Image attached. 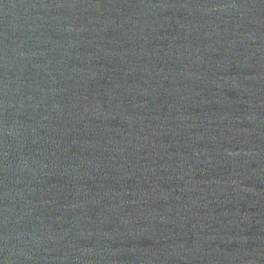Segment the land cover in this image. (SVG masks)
Wrapping results in <instances>:
<instances>
[{"label":"water","instance_id":"water-1","mask_svg":"<svg viewBox=\"0 0 264 264\" xmlns=\"http://www.w3.org/2000/svg\"><path fill=\"white\" fill-rule=\"evenodd\" d=\"M0 264H264V0H0Z\"/></svg>","mask_w":264,"mask_h":264}]
</instances>
